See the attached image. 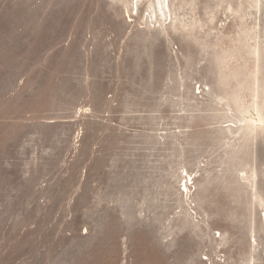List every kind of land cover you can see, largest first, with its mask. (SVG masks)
Instances as JSON below:
<instances>
[{"label":"rangeland","instance_id":"obj_1","mask_svg":"<svg viewBox=\"0 0 264 264\" xmlns=\"http://www.w3.org/2000/svg\"><path fill=\"white\" fill-rule=\"evenodd\" d=\"M167 3L0 0V264H264V0Z\"/></svg>","mask_w":264,"mask_h":264},{"label":"bare ground","instance_id":"obj_2","mask_svg":"<svg viewBox=\"0 0 264 264\" xmlns=\"http://www.w3.org/2000/svg\"><path fill=\"white\" fill-rule=\"evenodd\" d=\"M156 3H157V5H158V7H159V11H160V13L163 15L162 7L165 6V8H167V6H168L167 0H163V1H161V0H156ZM186 187H187V186L185 185V190L187 191V188H186Z\"/></svg>","mask_w":264,"mask_h":264}]
</instances>
